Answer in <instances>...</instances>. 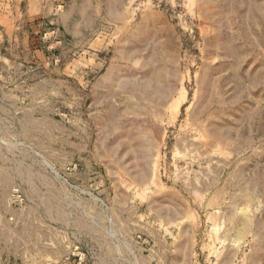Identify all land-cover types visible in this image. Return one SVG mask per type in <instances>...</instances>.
Instances as JSON below:
<instances>
[{
  "label": "rangeland",
  "instance_id": "obj_1",
  "mask_svg": "<svg viewBox=\"0 0 264 264\" xmlns=\"http://www.w3.org/2000/svg\"><path fill=\"white\" fill-rule=\"evenodd\" d=\"M0 264H264V0H0Z\"/></svg>",
  "mask_w": 264,
  "mask_h": 264
}]
</instances>
